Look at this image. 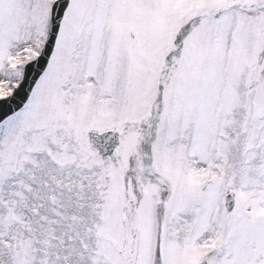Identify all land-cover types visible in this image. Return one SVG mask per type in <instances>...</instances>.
<instances>
[{
  "label": "snow or ice",
  "instance_id": "6c2138e0",
  "mask_svg": "<svg viewBox=\"0 0 264 264\" xmlns=\"http://www.w3.org/2000/svg\"><path fill=\"white\" fill-rule=\"evenodd\" d=\"M0 264H264V0H0Z\"/></svg>",
  "mask_w": 264,
  "mask_h": 264
}]
</instances>
